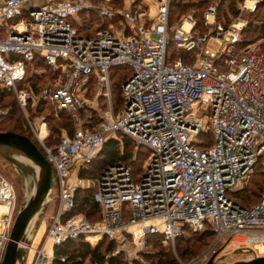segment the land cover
<instances>
[{
	"label": "built area",
	"instance_id": "1",
	"mask_svg": "<svg viewBox=\"0 0 264 264\" xmlns=\"http://www.w3.org/2000/svg\"><path fill=\"white\" fill-rule=\"evenodd\" d=\"M98 1L0 0V90L15 97L55 176L56 209L25 264H53L54 249L70 240L94 246L126 235L141 248L150 234L173 243L185 227H209L208 249L223 238L264 249V183L249 206L232 196L255 166L264 170V49L239 46L248 23L243 13H254L260 0H242L228 23L218 18L223 0H211L202 29L192 11L170 24L171 0ZM89 9L111 21L80 35L73 23ZM36 58L58 73L37 94L20 87ZM123 67L129 75L114 112L110 73ZM40 100L72 116L71 135L47 142L45 121L33 123L25 112ZM99 100L106 110L90 127L89 117L77 112L97 110ZM7 113L0 107V119ZM118 133L147 151L141 173L134 178L116 163L95 179L83 177L82 169ZM89 187L97 221L75 212L77 190ZM15 207L13 186L0 174V259Z\"/></svg>",
	"mask_w": 264,
	"mask_h": 264
},
{
	"label": "trees",
	"instance_id": "2",
	"mask_svg": "<svg viewBox=\"0 0 264 264\" xmlns=\"http://www.w3.org/2000/svg\"><path fill=\"white\" fill-rule=\"evenodd\" d=\"M242 0H223L218 8V18H221L220 11L225 6V13L223 14V17L226 19L225 23H228L232 17L236 16L239 11L237 9L238 4ZM200 3L202 5H200ZM210 3V0H171L170 2V8H169V21L170 24H172L174 21H180L182 16L187 13L188 8H194L191 10L197 20V26L202 29V18L201 13L205 9V7ZM264 3H259L257 5V9L255 12L259 10L261 6H263ZM254 12V13H255ZM84 13L87 17L82 20L80 24L73 23L74 26L78 28V33L80 35H87L91 36L94 34V32L98 29L106 28L111 21L108 18L100 16L96 10L89 9L84 10L79 13L81 15ZM252 13V14H254ZM227 14V16H226ZM175 18V19H174ZM101 20V21H100ZM116 21V20H114ZM94 23L98 26L93 27ZM250 24V25H249ZM248 27H255V30H258L257 25H253L255 23H249ZM247 25L242 30V38L239 46H246L245 41L243 39L244 31L247 27ZM261 33V32H260ZM261 49H264V47L258 46ZM175 52V51H174ZM176 53H178L176 51ZM34 64L41 67H47L49 69V78L53 79L57 76V72L53 71L51 68H49L45 62H43L42 59L36 58L34 60ZM29 70V69H28ZM27 70V73H28ZM24 79V81L21 82L20 87L29 88L35 92H38L44 85H39L38 83H31L28 84V77ZM129 75V70L126 67L123 68H114L111 70L110 76L112 81V92L115 96V102L112 99V104L120 109L122 106V95H121V85L125 81V79ZM46 77V76H45ZM43 78V75L37 74V81H41ZM12 98V101L7 102V98ZM47 101L40 100L36 104V111L38 114L42 111L43 105L46 104ZM0 107L7 108L8 113L1 117L0 119V131H11L18 134L26 135L28 136L32 142H34L37 145V142L34 140L31 133L23 132L20 125V118L16 116V110H19V107L16 103L15 97L13 94L6 90L2 89L0 90ZM58 113V116L60 115L62 118L65 117V121L67 123H71L72 125V119L70 117V114L64 110H56ZM93 114L91 117H89L90 123L89 126H94V123L96 124L99 121V117L94 111H91ZM58 117V118H61ZM57 117H55V114L53 115H46L44 117V120L47 121H56ZM64 122L62 123V125ZM66 125V123L64 124ZM53 131L57 132L56 128L52 129ZM68 134H72L74 131V126L72 125V128L67 129ZM48 135L47 142L49 144H52ZM57 142V140H56ZM133 139L130 137L118 133L115 136H112L108 138L101 150L98 153L97 158L87 164L81 171V175L83 177H91L93 179L97 178L109 165L120 163L128 166L132 173L134 178H136V174L138 173L137 168H133V161L131 160L132 157V144ZM140 171V170H139ZM137 172V173H136ZM264 183V170L260 165H257L254 167L253 172L251 173L248 182L245 186H243L241 189L237 190L232 194L233 197L238 198L240 200L247 201L251 199L252 197L255 198V200L252 202H256L258 200L259 191L261 189V186ZM95 188L89 187L82 190H77L75 194V212H83L84 215L90 220V221H97L100 218V209L98 205L93 200V192ZM252 203L245 205L249 206ZM97 219V220H95ZM190 233V236H185V234ZM214 235L213 232L209 229V227H206L202 231L193 232L188 227H185L183 230V233L181 236L176 238V244L177 248L179 250L178 254L179 256L184 259L188 254L193 253L192 245H190V242L198 243L202 245H209L213 239ZM163 239V236L161 234H150L146 238V244L152 245L155 251L153 252H144L142 253V257L145 259L146 263L144 264H178L177 261L169 255L168 252H165L161 248V240ZM183 245V247H182ZM115 246H114V240H110L107 237H103L96 245L91 246L87 241L83 240L82 238L76 239V240H70L67 241L59 246H57L54 249V263L53 264H85L86 262H89L90 264H126L124 261H122L121 258L110 255V253L113 252ZM60 257H64V261L60 260ZM132 264H143L141 261L134 259L132 261Z\"/></svg>",
	"mask_w": 264,
	"mask_h": 264
},
{
	"label": "rangeland",
	"instance_id": "3",
	"mask_svg": "<svg viewBox=\"0 0 264 264\" xmlns=\"http://www.w3.org/2000/svg\"><path fill=\"white\" fill-rule=\"evenodd\" d=\"M38 1H46V0H38ZM93 5H98L99 1L98 0H91ZM181 1H186V0H181ZM196 1V0H194ZM211 1V0H210ZM264 3V0H260L258 2L259 3ZM121 2L120 1H116L114 6H120ZM200 5H202L200 3ZM195 9L194 8H188L187 11L190 12L191 10ZM225 6H223V8L220 11L221 14V18L223 17V14L225 13ZM95 10V9H93ZM238 15V14H237ZM227 16V14H226ZM243 16H246L248 19V23H255L253 25H257L258 30H255V27H248L249 25H247L245 31H244V36L243 39L246 40L245 44L246 45H251V46H261L264 47V5L261 6L259 8V10L257 12H255L254 14H245L243 13ZM87 16L82 13L81 15L78 16L77 20L75 23L80 24L82 22L83 19H85ZM175 19V18H174ZM226 20V19H225ZM101 21V20H100ZM177 23V21H174L172 23V25H175ZM99 24V23H97ZM96 23L93 24V27L98 26ZM261 32V33H260ZM49 69L47 67H44L41 65V67L37 66L36 64H33L27 73V77H28V84L30 85L31 83H39V85H48L49 82H51L52 79L49 78ZM37 74L43 75V78L41 79V81H37ZM46 76V77H45ZM43 86V87H44ZM40 91V90H39ZM38 91V92H39ZM35 92V91H34ZM38 92H35L36 94ZM111 94H112V99L116 104L115 101V94L113 95L112 89H111ZM7 102L12 101V98H7L6 100ZM113 105V110L114 112H117L119 109L114 105ZM106 110L105 105H103V100H99V107L97 110H93V109H80L77 112V117H91L93 114L91 113V111H94L98 117H101L102 115H104V112ZM26 114L28 115L29 119L33 122V123H39L41 120H44V117L46 115H53L55 114V117H57L55 120L56 121H45L46 126H47V131L49 133V137H51V141L56 143V140L59 138V136L66 132L67 133V129H71L72 125L74 126V122L72 121V125L71 123H67L65 120V117L62 118L60 115L58 116V112L53 108V106L51 104H49L48 102L46 104L43 105L42 111L38 114V112L36 111V107H33L32 104H29V106L26 109ZM16 116H18L20 118V125L22 126L21 129L23 132L26 133H31L30 127L28 126V122L26 120L25 117V113L19 108V110H16ZM61 117V118H58ZM70 117H72L70 115ZM64 122V124L66 123V125H62V123ZM95 125V123H94ZM56 128L57 132L53 131L52 129ZM44 130V128H43ZM52 143V144H54ZM132 157L131 160L133 161V168H137L136 171H138L137 174H140L141 172L140 170V165L143 161V159L146 157L147 155V151L142 148V147H136L135 142H133L132 144ZM98 154L96 155L97 158ZM0 174L3 175L13 186V189L15 191V197H16V207H15V215L23 201V195H24V185H23V180L21 178L20 175L15 174L14 169L11 167L10 163L7 161H3L0 158ZM86 178H91V177H86ZM93 179V178H92ZM246 185V184H245ZM244 185V186H245ZM94 188V187H93ZM255 200V198H251L247 201L241 200L242 204L248 205L250 203H252ZM56 205H57V198H56V194H55V190L53 189L52 192V198L51 201L44 213V216L41 220V223L38 227V230L35 234V237H39L45 227L47 226V224L50 221V217L54 214V211L56 209ZM82 214H84L83 212H81ZM15 217V216H14ZM97 220V219H95ZM190 233L185 234V236H190ZM34 237V238H35ZM38 239V238H37ZM240 239V238H237ZM34 240V239H33ZM32 240V242H33ZM101 239L98 240V242ZM31 242V243H32ZM161 242V248L165 251L168 252L169 255L171 257H173L178 264H205L207 262V260L213 255L215 254V263L216 264H231L235 261H240V260H249L253 257H255V254H258L259 256L264 255V249L263 248H259V250L255 251L252 250L251 246H247L248 248H245V245L240 244L238 241L236 242L235 239H231L228 240L227 238H223L221 239L220 242L216 243L215 245H213L211 248L208 249L207 245H202V244H198V243H193L192 241L190 242V245H192V249H193V253L188 254L184 259H182L178 252V248H177V244H176V240L172 243L169 241H164L163 239L160 241ZM147 242H145V244L143 245V247L141 248H137L134 246L131 237L126 236V235H122L118 238V240H114V250L112 253H110V255H115L119 258L122 259V261H124L126 264H132V261L134 259L141 261V263H146L145 259L142 257V253L144 252H153L155 251V249L153 248L152 245H148L146 244ZM97 244V243H96ZM92 246V245H91ZM183 247V245H182ZM85 264H90L89 262H86Z\"/></svg>",
	"mask_w": 264,
	"mask_h": 264
},
{
	"label": "water",
	"instance_id": "4",
	"mask_svg": "<svg viewBox=\"0 0 264 264\" xmlns=\"http://www.w3.org/2000/svg\"><path fill=\"white\" fill-rule=\"evenodd\" d=\"M0 158L9 162L24 185L23 201L14 217L0 264H25L28 248L51 201L53 169L32 140L22 134L0 131ZM213 254L205 264H216ZM231 264H264V255Z\"/></svg>",
	"mask_w": 264,
	"mask_h": 264
},
{
	"label": "bare ground",
	"instance_id": "5",
	"mask_svg": "<svg viewBox=\"0 0 264 264\" xmlns=\"http://www.w3.org/2000/svg\"><path fill=\"white\" fill-rule=\"evenodd\" d=\"M237 238H239V237H237ZM258 248H263V246H259Z\"/></svg>",
	"mask_w": 264,
	"mask_h": 264
}]
</instances>
